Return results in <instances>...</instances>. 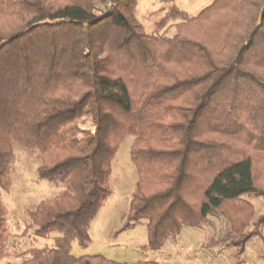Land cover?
Returning a JSON list of instances; mask_svg holds the SVG:
<instances>
[{
	"label": "trees",
	"instance_id": "obj_1",
	"mask_svg": "<svg viewBox=\"0 0 264 264\" xmlns=\"http://www.w3.org/2000/svg\"><path fill=\"white\" fill-rule=\"evenodd\" d=\"M107 2L0 0V262L162 264L70 252L90 241L129 136L138 180L122 229L145 226L142 247L157 250L224 217L226 244L243 252L245 196L264 198V0H214L195 16L172 4L151 32L136 0ZM18 146L61 188L29 211L35 236L57 234L52 247L12 241L3 192Z\"/></svg>",
	"mask_w": 264,
	"mask_h": 264
},
{
	"label": "rangeland",
	"instance_id": "obj_2",
	"mask_svg": "<svg viewBox=\"0 0 264 264\" xmlns=\"http://www.w3.org/2000/svg\"><path fill=\"white\" fill-rule=\"evenodd\" d=\"M136 1V15L148 32L154 29L155 21L164 16L172 4L195 16L214 2V0ZM177 22L178 20L171 21L164 29V33L172 34ZM133 141V136L127 137L113 159L109 182L112 194L90 225L88 244L82 246L76 240L72 242L70 252L73 255H103L120 262L156 259L162 264H264V224L257 225L256 222L264 212V198L254 194L245 196L252 205V216L244 230L252 236L243 252L239 253L236 246L226 244L228 239L225 234L230 233V226L224 217L213 218L212 222L201 227H184L176 238H170L162 248L144 250L142 246L147 242L145 226L122 229L138 180V171L130 154ZM16 155L18 165L16 182L11 191L3 192L8 226L15 235L12 241L19 252L30 248L52 247L57 234L47 237L35 236L34 227L30 225L29 211L40 201L58 194L61 188L53 186L47 180L37 178L41 153L30 155L18 146ZM6 261L3 260L0 264Z\"/></svg>",
	"mask_w": 264,
	"mask_h": 264
},
{
	"label": "built area",
	"instance_id": "obj_3",
	"mask_svg": "<svg viewBox=\"0 0 264 264\" xmlns=\"http://www.w3.org/2000/svg\"><path fill=\"white\" fill-rule=\"evenodd\" d=\"M114 0H108L107 4L109 7H113Z\"/></svg>",
	"mask_w": 264,
	"mask_h": 264
}]
</instances>
